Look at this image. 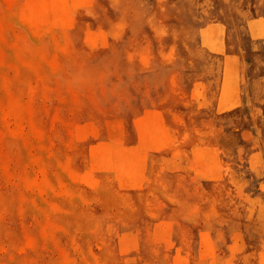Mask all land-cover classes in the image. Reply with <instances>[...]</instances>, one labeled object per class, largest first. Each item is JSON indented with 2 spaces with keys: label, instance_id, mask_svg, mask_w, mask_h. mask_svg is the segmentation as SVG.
I'll list each match as a JSON object with an SVG mask.
<instances>
[{
  "label": "rangeland",
  "instance_id": "obj_1",
  "mask_svg": "<svg viewBox=\"0 0 264 264\" xmlns=\"http://www.w3.org/2000/svg\"><path fill=\"white\" fill-rule=\"evenodd\" d=\"M259 1L0 0V264H264Z\"/></svg>",
  "mask_w": 264,
  "mask_h": 264
},
{
  "label": "bare ground",
  "instance_id": "obj_2",
  "mask_svg": "<svg viewBox=\"0 0 264 264\" xmlns=\"http://www.w3.org/2000/svg\"><path fill=\"white\" fill-rule=\"evenodd\" d=\"M50 2V1H49ZM64 2H65V0H64ZM63 3V2H62ZM47 5H49L48 3H47ZM58 6V5H57ZM50 7V6H49ZM60 7V6H59ZM57 8V7H56ZM259 8H260V12H261V17L262 18H264V15H263V13H264V0H260L259 1ZM57 10H59V9H57ZM52 11V10H51ZM56 12H58V11H56ZM53 13V12H52ZM51 13V14H52ZM57 15V14H56ZM59 15V14H58ZM58 17V16H57ZM152 133H153V131H152ZM152 139H154V138H152ZM115 155V154H114ZM119 156H120V153H119ZM115 157V156H114ZM104 159H106V158H104ZM115 160V159H114ZM122 160V159H121ZM105 161V160H104ZM106 161H107V159H106ZM124 162V161H123ZM113 164V163H112ZM121 166V165H120ZM114 167V166H113ZM130 173H132V171L130 172ZM142 173V172H141ZM125 174V173H124ZM123 174V175H124ZM126 175V174H125ZM133 175V174H132ZM137 177V176H136Z\"/></svg>",
  "mask_w": 264,
  "mask_h": 264
}]
</instances>
